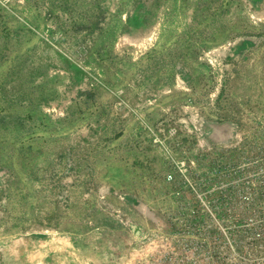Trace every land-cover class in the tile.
<instances>
[{"label":"rangeland","instance_id":"obj_1","mask_svg":"<svg viewBox=\"0 0 264 264\" xmlns=\"http://www.w3.org/2000/svg\"><path fill=\"white\" fill-rule=\"evenodd\" d=\"M135 132L154 161L120 166ZM241 170L264 174V0H0V264L76 236L73 264H118L83 244L94 227L143 234L136 264L171 230L184 173L211 188ZM120 171L157 179L133 191Z\"/></svg>","mask_w":264,"mask_h":264},{"label":"built area","instance_id":"obj_2","mask_svg":"<svg viewBox=\"0 0 264 264\" xmlns=\"http://www.w3.org/2000/svg\"><path fill=\"white\" fill-rule=\"evenodd\" d=\"M183 179L192 190L174 191L171 230L136 264H264V174L241 170L211 188Z\"/></svg>","mask_w":264,"mask_h":264},{"label":"crops","instance_id":"obj_3","mask_svg":"<svg viewBox=\"0 0 264 264\" xmlns=\"http://www.w3.org/2000/svg\"><path fill=\"white\" fill-rule=\"evenodd\" d=\"M124 134H126V132H124ZM123 135V133H122ZM137 134L135 132V136H134V140H132L131 142H128V140H126L125 142H121V146L118 147L119 152H123V156L119 161L120 166L124 165V163L126 165H128L127 160L129 159V156L133 154V151H135L136 153H140V151L142 150V156L140 155L138 159H144V161L150 163L153 162L154 159L150 156L149 151H145V149H141V145L139 144V142L136 140ZM132 138V136H131ZM131 160V164H137L139 162V160ZM124 162V163H123ZM123 163V164H122ZM140 164V163H139ZM125 166V165H124ZM126 167V166H125ZM121 169V168H120ZM125 170V169H123ZM112 174V173H110ZM144 172H139L136 173L135 175L133 174H129L128 172L124 173V171H120L117 174H113L112 177V181H116L118 182L119 180L121 182H125L126 181V185L132 187L135 183V187L134 190H139L140 185H142V181H148V180H155L157 178L152 177L153 175H157L152 173L151 175H144ZM109 175V174H108ZM111 176V175H110ZM151 178H155V179H151ZM130 182V183H129ZM141 182V183H140ZM159 187H153L151 189H147L149 190L148 192V197L153 198L154 196H156L157 193L160 192V190L158 189ZM130 192V191H129ZM120 193V197L122 199V203L126 206L124 209V213H130L132 217L138 216L139 212L138 210L136 211V209H140L141 205L144 204L141 199H138L139 197L136 194H132V193ZM139 193V191H138ZM140 194V193H139ZM148 200V199H147ZM126 201H128V203H126ZM132 204V206H127L129 204ZM146 204H144L143 209L144 211L146 210L147 212L150 213L151 218L152 217V209L153 208L152 205H149L147 202H145ZM149 203L153 204V202L149 201ZM149 205V206H146ZM157 213L160 215V212L157 211ZM138 223L140 225H142V227L144 228H149V229H153V226H155L154 224H152L151 222L148 224L146 221L145 217H142V215L137 217ZM142 221V222H141ZM146 221V222H145ZM123 226V225H121ZM100 228V227H97ZM97 228H91L90 231H88V233L86 235H84L81 239L83 240V244H88L89 249L93 250V246H95V248L97 249H102L100 250V254H103L102 258H107L108 256V260L109 258H114L115 260H117L118 264H130V261L133 260L132 257L138 256V253H141V251H144L145 247L149 246L147 239L144 238L143 234H138L137 236L139 237V239H137V237L133 238L131 236H126V231H124L125 229H122L124 227H119L120 229H115L113 231L110 230V232H99V230ZM143 235V236H142ZM159 237V236H158ZM158 239V238H157ZM157 239H155L154 241H156ZM70 249L68 252L62 254V255H58V254H50V253H42L39 255V259H38V263L37 264H54L57 263L61 260H63L64 262H71L76 263L75 257L77 259L78 254L75 252L76 248L79 247V240L80 238H78L77 236L74 238L70 239ZM81 241V240H80ZM91 246V247H90ZM26 261H28L27 264H31L32 259L30 258V256L28 258H26ZM106 259H102L100 264H107V263H111V262H106ZM94 264H98L95 262V260L92 261Z\"/></svg>","mask_w":264,"mask_h":264}]
</instances>
